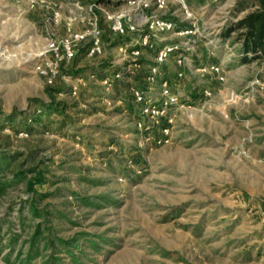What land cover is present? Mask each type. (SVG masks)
<instances>
[{"label": "rangeland", "instance_id": "rangeland-1", "mask_svg": "<svg viewBox=\"0 0 264 264\" xmlns=\"http://www.w3.org/2000/svg\"><path fill=\"white\" fill-rule=\"evenodd\" d=\"M126 1L0 0V151L14 156L4 177L46 171L39 216L23 180L0 195V264L35 251L31 264H264V59L243 61L233 34L220 35L246 10L165 0L146 12L172 28L138 15V30L118 36L104 13L133 14ZM92 15L101 51L80 43L52 79L39 75L47 41Z\"/></svg>", "mask_w": 264, "mask_h": 264}, {"label": "built area", "instance_id": "built-area-1", "mask_svg": "<svg viewBox=\"0 0 264 264\" xmlns=\"http://www.w3.org/2000/svg\"><path fill=\"white\" fill-rule=\"evenodd\" d=\"M126 3L130 8L134 9L133 14L125 13L123 10L106 11L104 13V21L107 23L109 29L118 36H123L128 33L137 31L136 18H148V26H157L160 30H168L173 27V23L168 19H164L155 14H150V19L147 15V10L153 6L155 9L162 8L165 0H127ZM147 22V21H146ZM193 29H179L178 33L192 32ZM137 42L140 46H148L150 42L146 34L139 35ZM80 43L86 46L87 55H95L101 51L102 46V27L96 15L89 16L86 25L80 31L73 33L69 32L61 37L50 38L47 41L45 55L34 65V70L41 76L52 79L57 71V66L62 61H69L75 57L76 48ZM177 47L176 44L161 47L157 51V64H154L150 69L156 72L158 63L163 61L167 55ZM133 55L139 54V48L131 50ZM181 61V59H179ZM214 70L218 71L217 66H213ZM153 73L150 76L153 77ZM121 76V72L116 71L112 75H104L100 82L104 86H111V84ZM220 78H222L220 76ZM166 91V90H165ZM71 92L75 94L76 87L73 85ZM140 95L138 96V98ZM175 97L172 98L174 100Z\"/></svg>", "mask_w": 264, "mask_h": 264}, {"label": "trees", "instance_id": "trees-1", "mask_svg": "<svg viewBox=\"0 0 264 264\" xmlns=\"http://www.w3.org/2000/svg\"><path fill=\"white\" fill-rule=\"evenodd\" d=\"M246 10L240 17L227 20L221 27L220 35L224 38L233 34L234 41L239 42V51L243 61L253 59H264V0H237L232 14ZM86 49V48H85ZM138 64L146 65L145 59H138ZM156 63H148V69ZM133 78L138 79V75L132 74ZM149 75V73H148ZM13 154L0 151V195L4 193L7 186L14 181L23 180L26 190L32 193L29 202V208L34 216L40 215V209L36 206V196L42 195L34 190L36 184H42L46 181V171L41 168L40 163L30 165L26 168H17L11 170L10 179L5 178V170L10 166ZM35 197V198H34ZM37 223L32 240L40 235V228ZM37 256V252H28L23 258V263L31 264V261Z\"/></svg>", "mask_w": 264, "mask_h": 264}]
</instances>
